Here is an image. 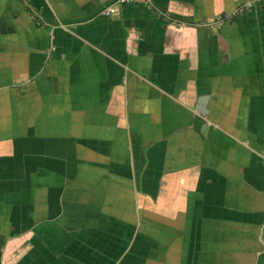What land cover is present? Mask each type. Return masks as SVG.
I'll return each instance as SVG.
<instances>
[{
  "label": "crops",
  "instance_id": "1",
  "mask_svg": "<svg viewBox=\"0 0 264 264\" xmlns=\"http://www.w3.org/2000/svg\"><path fill=\"white\" fill-rule=\"evenodd\" d=\"M116 1L0 0V264H264V0Z\"/></svg>",
  "mask_w": 264,
  "mask_h": 264
},
{
  "label": "built area",
  "instance_id": "2",
  "mask_svg": "<svg viewBox=\"0 0 264 264\" xmlns=\"http://www.w3.org/2000/svg\"><path fill=\"white\" fill-rule=\"evenodd\" d=\"M134 0H117L116 3L110 7H108L107 9H105L103 12H102V16L103 17H106V18H109V17H112L115 12H116V7L119 6V5H128V4H131ZM145 2L147 3H150L151 0H144ZM220 25H222V23H220Z\"/></svg>",
  "mask_w": 264,
  "mask_h": 264
}]
</instances>
